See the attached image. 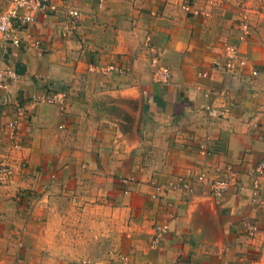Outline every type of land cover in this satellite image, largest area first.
<instances>
[{"label": "crops", "instance_id": "crops-1", "mask_svg": "<svg viewBox=\"0 0 264 264\" xmlns=\"http://www.w3.org/2000/svg\"><path fill=\"white\" fill-rule=\"evenodd\" d=\"M48 2L21 44L0 33V67L17 72L0 92V264H264V15L231 72L222 16L178 0ZM57 92L62 104L38 99Z\"/></svg>", "mask_w": 264, "mask_h": 264}, {"label": "built area", "instance_id": "built-area-1", "mask_svg": "<svg viewBox=\"0 0 264 264\" xmlns=\"http://www.w3.org/2000/svg\"><path fill=\"white\" fill-rule=\"evenodd\" d=\"M54 12L56 11V4L49 3L48 0H9L8 6L5 10L0 12V33L2 34L5 41L13 43L15 45H19L22 42V37L20 35V31L27 25L34 21H36L37 16L40 12L45 10ZM69 15L72 19L73 25H78L82 20L81 10L75 7H70L68 9ZM248 26L245 27L247 30ZM245 37V33H241L238 36V40ZM229 42L226 45V54L227 58L222 64L227 70L234 72L236 71V67L238 63L241 65L246 63V59L238 56L240 55L239 48L237 43ZM1 61V57H0ZM217 66H220L221 63H216ZM111 69V67H110ZM258 70L253 69V74H257ZM207 75V73H204ZM17 76V72L9 67H0V92L7 88L9 83L15 79ZM170 76V69L167 65L161 64L160 69L157 71V79L160 81H166ZM205 95H210V91L207 89L204 92ZM64 93H50L45 96H40L38 99L50 101V102H62L64 100ZM12 125L15 123H11ZM14 146L18 147V141H14ZM260 165H264V163H260ZM8 172V164L4 161H0V177L1 174ZM199 179L205 180L207 179L206 173H200L198 176ZM172 186L174 188L183 187L186 189H190V185L188 183L178 184L173 183ZM210 186L213 195L222 196L226 190L230 186V179L224 176H218L210 179ZM258 185L256 184L255 187ZM162 185H158L156 191L153 193V197L157 198L162 193ZM247 226L250 230H254V226L247 223ZM169 229L168 223H160L155 226L154 234L152 236V244L157 245L160 242L161 236L166 233Z\"/></svg>", "mask_w": 264, "mask_h": 264}, {"label": "rangeland", "instance_id": "rangeland-1", "mask_svg": "<svg viewBox=\"0 0 264 264\" xmlns=\"http://www.w3.org/2000/svg\"><path fill=\"white\" fill-rule=\"evenodd\" d=\"M178 1L182 2L183 8L186 10H197L198 13L201 15V17L207 16V12H210L212 15L217 17L222 16L223 17L222 32L223 34H225L224 35L225 37L222 39V42H223V48L225 54H226V45L229 42L231 43L235 42L237 43L240 52V55L238 56L242 57L243 59L246 58L243 57V52L240 49L242 47V43H244V41H247L249 38L252 37L253 33L256 31V26L258 25L260 16L264 15V0H178ZM225 14L226 16H224ZM225 17H227L228 19ZM246 26H248L247 30L245 29ZM241 33H245V37L238 40L237 37L240 36ZM226 58H227V54H226ZM216 63H214L213 67H218ZM238 65L241 64L238 63ZM160 66L161 65L159 64L158 69L156 70V75H155L156 79H157L156 77L157 71L160 69ZM170 78H171V72L168 79L166 81H161V82H169ZM57 103L62 104L63 101ZM263 168L264 165L263 166L259 165L257 168V172L258 173L262 172ZM177 188H182V187H177ZM11 264H20V261L17 260Z\"/></svg>", "mask_w": 264, "mask_h": 264}]
</instances>
